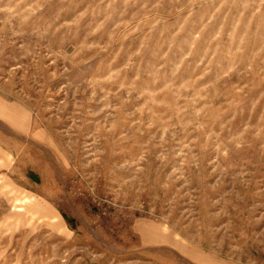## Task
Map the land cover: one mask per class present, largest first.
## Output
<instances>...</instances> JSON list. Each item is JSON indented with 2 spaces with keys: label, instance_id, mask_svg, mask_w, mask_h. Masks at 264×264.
I'll list each match as a JSON object with an SVG mask.
<instances>
[{
  "label": "rangeland",
  "instance_id": "374dc122",
  "mask_svg": "<svg viewBox=\"0 0 264 264\" xmlns=\"http://www.w3.org/2000/svg\"><path fill=\"white\" fill-rule=\"evenodd\" d=\"M0 264H264V0H0Z\"/></svg>",
  "mask_w": 264,
  "mask_h": 264
}]
</instances>
